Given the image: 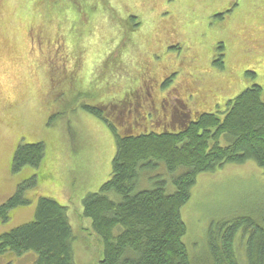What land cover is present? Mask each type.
<instances>
[{"label":"rangeland","instance_id":"1","mask_svg":"<svg viewBox=\"0 0 264 264\" xmlns=\"http://www.w3.org/2000/svg\"><path fill=\"white\" fill-rule=\"evenodd\" d=\"M135 1L0 0V205L24 180L34 181L25 193L29 204L0 222V234L30 222L38 197L52 199L67 208L74 264H100V244L82 215V200L108 180L115 154L110 131L84 104L129 100L143 81L156 85L173 73V86L187 76L199 82L197 96L188 97L195 109L202 105L194 99L206 101L204 112L222 108L251 84L264 90V0ZM36 34L49 45L68 37L62 50L72 62L66 72L49 54L47 62L42 44L31 47ZM137 121L133 131H143L144 122ZM19 142L44 145L38 169L12 173ZM180 217L191 257L204 252L211 223L247 217L263 225L262 169L248 161L198 175ZM234 246L243 258L242 232ZM34 260L32 252L0 256V264Z\"/></svg>","mask_w":264,"mask_h":264},{"label":"trees","instance_id":"2","mask_svg":"<svg viewBox=\"0 0 264 264\" xmlns=\"http://www.w3.org/2000/svg\"><path fill=\"white\" fill-rule=\"evenodd\" d=\"M143 2L147 0L135 1L138 5ZM32 37L35 39H31V47L42 44L47 49V62L49 54L54 58L50 61H57L56 66L66 72L65 67L72 62L62 50L68 37L61 42V36H57L50 45L43 41L42 35ZM59 48L63 57H59ZM187 69L199 73L197 66ZM174 75L163 77L156 85L143 81L129 95V100L82 106L86 113L106 125L115 142L108 180L98 192L89 193L82 200V215L90 220L100 244V264H264V224L253 223L247 217L211 223L205 235L204 252L191 257L182 241L186 227L180 217L200 174L250 161L262 169L264 176V90L251 84L228 99L222 108L211 112H204L209 108L205 104L195 109L191 102L185 101L170 112L168 117L172 119L166 122L153 111L148 115L135 113V106L129 109L133 110L132 116H121V110L129 107L125 103H135V96L145 86L152 88L157 100L156 90L160 87L172 95L197 96L199 82L195 78L187 76V84L173 86ZM227 95L223 94V101ZM143 106L149 111V102ZM190 113L195 114L193 119H189ZM137 119L144 122L143 131H133ZM172 120L174 125L170 129L168 124ZM44 150L42 143L19 142L11 161L12 173L26 166L38 169ZM33 182V177L24 180L14 195L0 205L1 223L9 220L13 209L29 204L25 193ZM147 184L149 188H145ZM239 232L245 236L243 258L237 255L234 246ZM72 240L67 208L52 199L38 197L30 222L0 234V256L32 252L34 264H74Z\"/></svg>","mask_w":264,"mask_h":264},{"label":"flooded vegetation","instance_id":"3","mask_svg":"<svg viewBox=\"0 0 264 264\" xmlns=\"http://www.w3.org/2000/svg\"><path fill=\"white\" fill-rule=\"evenodd\" d=\"M229 12V10H228ZM143 90H146V94H143ZM157 91V97L158 100L154 97V93L152 88L145 86L144 88H141V93L136 95L135 97V103L134 102H129L128 105V109L126 110V108L121 110V116L123 118H126L125 115H129L132 116V111H129V109H131L133 106H135V113H139L142 115H148V112L153 111L154 113H156L160 118L162 117L164 119V121L166 122L167 119H172V117H168L170 116V112H172V110L176 109L177 107H179V105H181V103L186 102H191V104L193 105V102L190 100L192 99L191 97H184V96H180L179 94H175L172 95V93L170 91H166L163 90L161 87L159 89L156 90ZM179 95V97H177ZM195 100V99H194ZM147 102H149L150 108L149 111H147V109L145 108V106L143 105H147ZM194 103L197 104H205L206 101H201L200 99L195 100ZM175 107V108H174Z\"/></svg>","mask_w":264,"mask_h":264}]
</instances>
